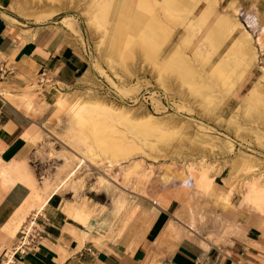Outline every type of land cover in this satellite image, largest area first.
I'll use <instances>...</instances> for the list:
<instances>
[{"label": "rangeland", "instance_id": "rangeland-1", "mask_svg": "<svg viewBox=\"0 0 264 264\" xmlns=\"http://www.w3.org/2000/svg\"><path fill=\"white\" fill-rule=\"evenodd\" d=\"M60 1L49 0L56 11ZM68 3L61 20L89 69L29 153L38 191L59 193L111 236L140 199L175 194L197 203L209 239L226 213L264 236V44L243 10L220 0Z\"/></svg>", "mask_w": 264, "mask_h": 264}, {"label": "crops", "instance_id": "crops-1", "mask_svg": "<svg viewBox=\"0 0 264 264\" xmlns=\"http://www.w3.org/2000/svg\"><path fill=\"white\" fill-rule=\"evenodd\" d=\"M220 1L236 3L244 16L253 13L264 44V0ZM60 3L56 11L49 0H0V62L14 67L0 80V264H264L258 226H243V218L226 213L225 231L209 239L198 226L199 206L186 195L140 199L132 222L111 236L92 230L91 220L85 226V217L66 210L59 193L38 191L29 153L61 94L89 69L85 48L61 20L68 0ZM227 16L236 18L233 10ZM42 69L50 79L44 86L36 83ZM29 222L40 238L21 253L16 246Z\"/></svg>", "mask_w": 264, "mask_h": 264}, {"label": "built area", "instance_id": "built-area-1", "mask_svg": "<svg viewBox=\"0 0 264 264\" xmlns=\"http://www.w3.org/2000/svg\"><path fill=\"white\" fill-rule=\"evenodd\" d=\"M14 72L12 64H8L5 61L0 62V80L4 79L7 75ZM36 83L40 86H44L50 83V79L44 69L37 73ZM40 230L33 225V222L24 224L20 231V241L16 246L18 252L24 253L31 250L40 238Z\"/></svg>", "mask_w": 264, "mask_h": 264}, {"label": "bare ground", "instance_id": "bare-ground-1", "mask_svg": "<svg viewBox=\"0 0 264 264\" xmlns=\"http://www.w3.org/2000/svg\"><path fill=\"white\" fill-rule=\"evenodd\" d=\"M166 3V2H165ZM163 5V4H162ZM166 5H167V3H166ZM170 7V6H169ZM161 8V7H160ZM162 8H163V6H162ZM166 9V8H165ZM63 19H69V16L68 15H65V16H63ZM248 23H249V26L251 25L252 27H254L255 25H257L256 24V19H255V17H254V14L252 13V14H250L249 16H248ZM255 28V27H254ZM119 34H120V32H119ZM248 34V33H247ZM121 35V34H120ZM123 35V34H122ZM248 48V47H247ZM62 96H63V94H61ZM61 96V98H60V101H68V98H66V97H62ZM72 101V100H71ZM70 102V101H69ZM62 103H64V102H62ZM71 110H72V108H70ZM74 112V111H73ZM85 112V111H84ZM87 113V112H86ZM85 113V114H86ZM85 114H83V115H85ZM78 115V114H77ZM87 115H89V114H87ZM79 116V115H78ZM90 116V115H89ZM87 132V131H86ZM105 148V147H104ZM93 153V152H92Z\"/></svg>", "mask_w": 264, "mask_h": 264}]
</instances>
